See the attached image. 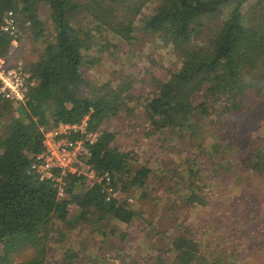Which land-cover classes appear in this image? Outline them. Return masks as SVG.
Listing matches in <instances>:
<instances>
[{"label":"trees","instance_id":"1","mask_svg":"<svg viewBox=\"0 0 264 264\" xmlns=\"http://www.w3.org/2000/svg\"><path fill=\"white\" fill-rule=\"evenodd\" d=\"M40 10L47 12L54 33L28 67L37 84L21 103L23 112L0 94V264H79L72 249H62L58 261L49 259L51 244L61 248L67 233L78 226L102 232L111 222L129 226L140 215L125 199L106 201L101 186L83 176L68 175L64 195L58 197L57 187L33 169L50 125L81 126L86 121L89 132L100 133L90 146L94 172L113 174L115 189L123 192L143 190L142 199L149 195L154 169L137 168L130 153L114 147L118 134L104 129L105 120H118L119 133L130 129L148 138H177L179 144L170 152H187L180 179L188 192L178 199L188 205H207L212 198L207 182H224H218L222 171L237 174L230 172L235 161L239 173L242 162L246 172L264 175V137L242 140L245 125L254 126L250 132L264 126V0H0V12L14 11L21 27L30 23L38 38L44 32ZM82 15L103 36L101 52L130 50L139 30L171 46L177 67L164 79L147 68L131 84L118 71L116 79L96 83L88 73L92 63L87 54L94 34L84 30ZM208 16L220 19L206 27L201 21ZM11 43L8 36L0 38V57L10 58ZM210 132L220 140L212 152ZM203 171L212 176H202ZM78 183L82 195L75 192ZM164 248L141 264H226L208 253L191 230ZM26 249L32 254L16 261ZM237 254L231 260H238Z\"/></svg>","mask_w":264,"mask_h":264},{"label":"rangeland","instance_id":"2","mask_svg":"<svg viewBox=\"0 0 264 264\" xmlns=\"http://www.w3.org/2000/svg\"><path fill=\"white\" fill-rule=\"evenodd\" d=\"M40 16L44 24L43 37L38 38L33 33L30 23L21 27L23 23L20 22L21 35L17 44L11 43L10 62L20 60L29 67L39 59L44 46L54 33L47 12L40 10ZM219 19L217 16H208L201 22L206 27L214 26ZM81 20L84 30H91L94 34L93 48L87 53L92 66L91 69L89 66L86 68L90 69L89 76L96 83L103 84L107 80L116 79L114 72L118 71L119 75L122 73L124 77L129 76L125 78V82L131 84L133 76L145 74L143 70L147 68L164 79L177 67L178 59L171 46L139 30L135 35L136 42L130 50L128 48V51L114 50L115 53L101 52L100 43L103 36L93 29L92 24L83 15ZM124 52L129 54L124 55ZM125 58L127 59L124 60ZM150 73L152 74L151 71ZM13 105L19 112H23L21 103ZM119 125L116 119L105 120L103 124L104 129L118 134L113 146L124 153H130L132 164L137 168L144 165L154 169L148 181L150 192L146 198H141L143 190L123 192L120 188L117 189L118 198L127 200L130 208L140 214L139 217L129 226H115V223L111 222L102 232L97 227L90 230L88 227L78 226L67 233L61 248L51 244L54 250L51 253L49 250V259L58 261L62 259L65 249H72L80 256L79 264H141L155 255L159 256L158 250H164L167 242L191 230L203 242L208 253L212 252L214 258L226 264H264V175L253 176L250 171L246 172V166L242 162L240 165L244 168L239 173V162L235 161L230 172L238 170L237 174H229L227 171V175L222 171L218 182H224L217 183L216 179L211 178L207 182V191H211L212 197L207 200V205H188L185 200L178 199L182 193L184 195L188 192L187 185L180 179V175H185L186 172L181 165L187 152L182 154L184 156H179L178 152H170L172 146L179 144L177 138H171L169 141L164 137L148 138L145 133L136 135L130 129L119 133ZM85 126L86 121L81 127ZM54 127L50 125L45 129L51 131ZM245 127L246 138L242 140L252 143L259 137H264V126L254 132H250V128L254 127L251 124ZM215 136L213 132L207 134L210 144H206H209L210 152L214 143L220 141L216 140ZM164 141L167 143L164 144ZM163 144L166 146L164 150ZM222 168L217 167L218 171ZM193 169L196 170L195 167ZM171 175L175 177L172 178ZM206 175L212 176L203 171L202 176ZM75 192L80 195L84 192L79 183ZM90 218L97 217L90 215ZM113 228H116L115 232H111ZM103 232L107 234L102 242ZM148 235L150 236L145 237ZM235 252L239 259L231 260ZM30 254V249L23 250L15 256V260L27 259Z\"/></svg>","mask_w":264,"mask_h":264},{"label":"built area","instance_id":"3","mask_svg":"<svg viewBox=\"0 0 264 264\" xmlns=\"http://www.w3.org/2000/svg\"><path fill=\"white\" fill-rule=\"evenodd\" d=\"M8 36L13 45L18 43L21 31L14 11L0 12V38ZM37 81L26 64L20 60L10 62L0 57V94L12 103H25L31 89ZM45 130V150L36 156L37 164L33 169L41 179L49 180L58 189V197L62 198L68 175L83 176L96 181L106 195V201L119 197L114 186V176L110 172L96 174L90 164L93 146L100 133L89 132L85 127L58 125L51 131ZM81 134L80 140H72L71 135Z\"/></svg>","mask_w":264,"mask_h":264}]
</instances>
